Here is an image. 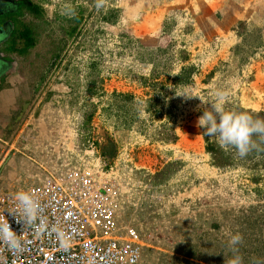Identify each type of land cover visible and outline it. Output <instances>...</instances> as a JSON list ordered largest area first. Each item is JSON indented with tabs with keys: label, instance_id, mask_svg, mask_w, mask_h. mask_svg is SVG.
<instances>
[{
	"label": "rangeland",
	"instance_id": "obj_1",
	"mask_svg": "<svg viewBox=\"0 0 264 264\" xmlns=\"http://www.w3.org/2000/svg\"><path fill=\"white\" fill-rule=\"evenodd\" d=\"M34 1L42 9L45 37L51 38L41 59L56 61L47 81L60 75L64 84L63 99L52 88L40 99L48 101L43 113L50 114L51 132L57 136H22L37 129L31 120L36 109L28 108L16 128L20 134H11L3 143L8 153L1 162L0 191L38 182L34 176L11 179V167L5 163L10 156L16 161L26 158L30 144L38 143L40 154L53 162L39 164L36 157H28L31 163L24 171L60 165L107 174L120 204L118 219L139 233L141 264H227L235 234L243 237L236 245L243 264H264L259 149L240 157L235 148L222 147L232 161L215 166L204 146L206 139L220 146L218 138L197 125L204 107H210L201 100H213L214 92L226 93V110L246 112L254 119V112L264 110V95L257 92L264 88L254 74L257 65L264 70V50L255 48L257 28L239 33L228 56L215 53L219 41L213 36L191 33L190 0ZM10 4L0 1V11ZM150 13L154 20L161 17V29L150 36H132L135 22ZM183 65L193 69L178 78ZM117 92L131 96L114 95ZM182 92L195 96L185 100L177 96ZM88 108L92 114L83 122L82 112ZM170 130L174 140H166ZM253 140L257 146L264 143L259 136ZM99 143H104L102 148ZM55 154H60L57 161ZM168 161H176L170 166L176 168L166 179L149 180L148 175Z\"/></svg>",
	"mask_w": 264,
	"mask_h": 264
},
{
	"label": "built area",
	"instance_id": "obj_2",
	"mask_svg": "<svg viewBox=\"0 0 264 264\" xmlns=\"http://www.w3.org/2000/svg\"><path fill=\"white\" fill-rule=\"evenodd\" d=\"M49 85L46 81L35 95L32 110ZM95 173L57 165L44 169L36 183L0 191V219L8 221L19 241L14 248L0 239V264H141L139 233L118 219L120 204L107 174ZM19 191L34 193L41 204L28 226L17 222Z\"/></svg>",
	"mask_w": 264,
	"mask_h": 264
},
{
	"label": "crops",
	"instance_id": "obj_3",
	"mask_svg": "<svg viewBox=\"0 0 264 264\" xmlns=\"http://www.w3.org/2000/svg\"><path fill=\"white\" fill-rule=\"evenodd\" d=\"M190 1V5L188 6L194 9L193 16H190L191 33H193V35L205 37V39H210L212 36L214 39H217L219 41V47L215 53L224 51L223 55L230 56L231 49H233L234 44L239 41L240 35L253 28H257V31H259L260 34L259 41L255 48H262L264 50V0ZM162 13L163 10L160 12V15ZM147 16L148 17L144 15L138 20V22H135L130 29L132 36H150L157 32L158 29H161V17L158 18V21L154 20L151 13ZM239 21L242 22V32L240 35L235 30V24ZM3 58V47L0 39V168L4 167L1 165V162L4 158H7L5 156H7L8 153V148L4 151L3 143H6V140L11 139V134L17 132L16 128L18 125L20 126V122H22L25 117L24 114L33 104V102H31L29 105H25V101L30 97L28 83L24 81L23 76L17 71L15 59H10L11 61H8ZM258 66L259 65H257L258 69L256 68L254 73H258L255 80L264 88V70L263 68L260 70V67ZM63 86V80H54L51 84L53 92H55L61 99H63ZM257 92L258 96L264 95V91ZM46 102L48 101H40L39 103H36L37 105L33 108L34 110L36 109L35 113L37 114L34 115L31 120H35L37 129L26 130L24 133L22 130V136L29 138L32 136L31 138L42 140L51 139L57 136L52 133L54 132V129L49 125V122L51 121L50 114L43 113L44 107L46 106L45 104H47ZM21 110H23V112H21ZM19 134L20 130H18L16 136ZM8 145L12 146V144ZM17 146L19 145L17 144ZM54 147H56V145ZM41 150L42 146L40 144H30L26 158H18L16 161L10 156L9 159L5 161V163L11 167L10 170H8L9 177L11 179H19L21 175L28 177L34 176L39 181L44 174L43 168L41 170L38 165H35L32 168L28 167V172L23 169L31 163L29 160L27 162V158H31L32 156L36 157V161L39 162V164L53 162L50 156L46 153L43 152L40 154L39 151ZM2 152H5L3 156ZM57 156H60V154ZM57 156L55 154L52 157L56 159ZM57 160L58 158L55 161Z\"/></svg>",
	"mask_w": 264,
	"mask_h": 264
},
{
	"label": "clouds",
	"instance_id": "obj_4",
	"mask_svg": "<svg viewBox=\"0 0 264 264\" xmlns=\"http://www.w3.org/2000/svg\"><path fill=\"white\" fill-rule=\"evenodd\" d=\"M177 96L188 100L195 95L182 92ZM213 97L214 99L211 101H202L199 97L203 104L210 105V107H204L202 115L197 119L198 127L202 128L206 135L218 138L221 147L235 148L240 157L246 156L257 147L253 136L264 139V119H254L246 112L226 110L224 106L226 93L214 92ZM15 200L17 210L21 215V219H16L17 222L22 221L25 226L33 224L37 220L41 208L39 199L32 192L19 191L16 193ZM17 210L12 213L15 214ZM16 236V232L12 230L8 221L5 218L0 219V239L12 247L18 248L19 241ZM242 240L243 237L240 234L231 236L229 246L233 256L227 261V264H243V258L238 254L239 250L236 247L242 243Z\"/></svg>",
	"mask_w": 264,
	"mask_h": 264
},
{
	"label": "flooded vegetation",
	"instance_id": "obj_5",
	"mask_svg": "<svg viewBox=\"0 0 264 264\" xmlns=\"http://www.w3.org/2000/svg\"><path fill=\"white\" fill-rule=\"evenodd\" d=\"M0 1L11 3L6 10L0 11V39L3 47V59L8 61L15 59L17 71L23 76L24 81L28 83L30 97L25 101V105H29L40 89L42 90L43 84L47 81L48 75L56 64V61H44L41 59V55L48 52V50L44 51L43 49L45 48L46 50V48L50 47L51 38L45 37L46 31L45 29L43 30L41 24L42 9L37 2L29 0L40 8L38 17L30 13H25L21 16L15 14L18 10L19 0ZM23 25L31 27L32 30H30L32 31L31 35L34 42L28 45L20 55L18 50L24 46V39L20 36ZM5 33L7 34L6 36L4 35ZM59 79L60 75H57L55 80L58 81ZM53 81L50 82L49 89H51Z\"/></svg>",
	"mask_w": 264,
	"mask_h": 264
},
{
	"label": "trees",
	"instance_id": "obj_6",
	"mask_svg": "<svg viewBox=\"0 0 264 264\" xmlns=\"http://www.w3.org/2000/svg\"><path fill=\"white\" fill-rule=\"evenodd\" d=\"M18 4H19L18 10L15 12V14L21 16L25 13H30L37 17L40 15V8L38 7V5L33 4L29 0H19ZM235 27H236L235 30L237 31V33L242 32V22L241 21L236 23ZM30 29H31L30 26L23 25V29L20 32V36L24 39V46L20 50H18V53L20 55L25 51V48L28 45L34 42L33 36L31 35L32 29L31 30ZM192 69H193L192 65L181 66L180 71L177 74V77L179 78V77L187 76L189 74V71H191ZM182 73H184L183 74L184 76H181ZM117 93L118 94L114 93V95L125 96V97L131 96V94H127L125 92H117ZM92 110H93L92 108H88L87 110H84L82 112L83 122L88 121V119L90 118V115L92 114ZM254 116L260 119L261 117L264 116V110H257L256 112H254ZM174 139H175V133L172 130H170L166 140H174ZM205 141H206V144L204 146V149L205 151L209 153L212 164H214L215 166H223L225 164L231 163L232 160L230 157V153L227 150H224L222 147L216 145L214 142L208 141L207 139ZM257 148L259 149V153H260V158L257 164H259L261 167L264 168V143L258 145ZM175 162L176 161L165 162L158 170H155L154 172L148 175L149 180L157 183V182H160L166 179V177L176 168L175 166L174 168H170V166L173 165Z\"/></svg>",
	"mask_w": 264,
	"mask_h": 264
},
{
	"label": "water",
	"instance_id": "obj_7",
	"mask_svg": "<svg viewBox=\"0 0 264 264\" xmlns=\"http://www.w3.org/2000/svg\"><path fill=\"white\" fill-rule=\"evenodd\" d=\"M109 143H110V141H109ZM102 144H104V143H102ZM102 144L99 143L100 147H101ZM102 147H103V146H102ZM102 147H101V148H102Z\"/></svg>",
	"mask_w": 264,
	"mask_h": 264
}]
</instances>
